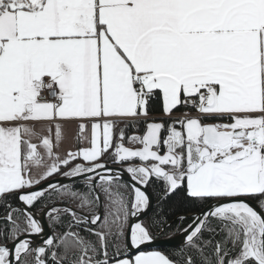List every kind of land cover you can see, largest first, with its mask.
<instances>
[{"label": "snow or ice", "instance_id": "1", "mask_svg": "<svg viewBox=\"0 0 264 264\" xmlns=\"http://www.w3.org/2000/svg\"><path fill=\"white\" fill-rule=\"evenodd\" d=\"M0 264H264V0H0Z\"/></svg>", "mask_w": 264, "mask_h": 264}, {"label": "trees", "instance_id": "2", "mask_svg": "<svg viewBox=\"0 0 264 264\" xmlns=\"http://www.w3.org/2000/svg\"><path fill=\"white\" fill-rule=\"evenodd\" d=\"M152 108H153V111H152L151 114H153V115H160V112L158 111V108H159L158 105L153 104V105H152ZM122 126H123V125H122ZM134 131H135V129H130V130L128 131V135H132ZM142 131H143V127L141 126L140 133H138V134H141ZM149 191L151 192L152 190L150 189ZM153 198H154V204H153V205H155L156 200H155L154 195H153ZM166 207H167V208H175L177 212L183 211V207H184V205H183V201H182V199H181V197H180V194L178 193L177 195L173 196V197L168 201ZM151 212H152V209H151L149 215H151ZM173 234H175V233H172L171 235H173ZM165 236H168V235H165ZM164 248H169V247H164Z\"/></svg>", "mask_w": 264, "mask_h": 264}, {"label": "water", "instance_id": "3", "mask_svg": "<svg viewBox=\"0 0 264 264\" xmlns=\"http://www.w3.org/2000/svg\"><path fill=\"white\" fill-rule=\"evenodd\" d=\"M125 179H128L127 175H125ZM65 182H67V181H65ZM152 202L154 204V198H153ZM150 211H151V209L149 210V214H150ZM171 236H172L171 241H169L168 236H161L160 237V243L157 245V247H160V248L172 247V246L178 244L179 243L178 234H173Z\"/></svg>", "mask_w": 264, "mask_h": 264}, {"label": "crops", "instance_id": "4", "mask_svg": "<svg viewBox=\"0 0 264 264\" xmlns=\"http://www.w3.org/2000/svg\"><path fill=\"white\" fill-rule=\"evenodd\" d=\"M153 115V114H152ZM153 116H159V115H153ZM67 144H65L64 146H63V148L61 149V151H63L64 150V148H67Z\"/></svg>", "mask_w": 264, "mask_h": 264}]
</instances>
